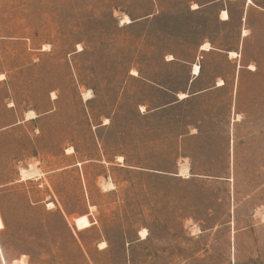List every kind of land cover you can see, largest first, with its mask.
I'll use <instances>...</instances> for the list:
<instances>
[{
	"label": "rangeland",
	"instance_id": "374dc122",
	"mask_svg": "<svg viewBox=\"0 0 264 264\" xmlns=\"http://www.w3.org/2000/svg\"><path fill=\"white\" fill-rule=\"evenodd\" d=\"M0 264H264V0H0Z\"/></svg>",
	"mask_w": 264,
	"mask_h": 264
},
{
	"label": "bare ground",
	"instance_id": "6f19581e",
	"mask_svg": "<svg viewBox=\"0 0 264 264\" xmlns=\"http://www.w3.org/2000/svg\"><path fill=\"white\" fill-rule=\"evenodd\" d=\"M252 2V0H249V3H251ZM197 7V6H196ZM223 16H224V18L223 19H228V17H229V14H228V11L227 10H223ZM131 20H127V22H130ZM126 22V23H127ZM246 33H244V35H245ZM203 50H208V49H210V44L207 42V43H204L203 45H202V47H201ZM229 55L230 56H232V57H236V56H238V53L236 52V51H229ZM134 73V72H133ZM201 73V67H200V65L199 64H197V63H195L194 65H193V67H192V74L194 75V76H198L199 74ZM219 83H218V85H223L224 84V81L222 80V79H220L219 81H218ZM188 96V94L187 93H179V97L180 98H185V97H187ZM31 114H33V111H30L29 112V115H31ZM238 118V117H237ZM33 169V168H32ZM34 170H35V168H34ZM38 171V170H37ZM183 173L185 174V175H188L189 174V168L188 167H185V169L183 170ZM23 174V173H22ZM28 175V174H27ZM24 176H26V174L25 175H23V177ZM30 176V175H29ZM31 177V176H30ZM142 235H143V237H146V235H147V233H146V230H144L143 229V231H142ZM104 244H106L105 242H103V245Z\"/></svg>",
	"mask_w": 264,
	"mask_h": 264
},
{
	"label": "water",
	"instance_id": "95a60500",
	"mask_svg": "<svg viewBox=\"0 0 264 264\" xmlns=\"http://www.w3.org/2000/svg\"><path fill=\"white\" fill-rule=\"evenodd\" d=\"M188 96H189V95H188ZM188 96H187V97H188Z\"/></svg>",
	"mask_w": 264,
	"mask_h": 264
}]
</instances>
